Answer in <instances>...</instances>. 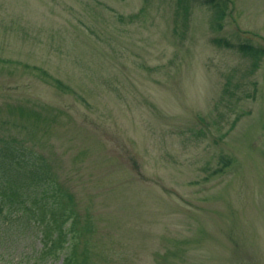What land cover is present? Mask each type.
I'll return each instance as SVG.
<instances>
[{
  "label": "rangeland",
  "instance_id": "1",
  "mask_svg": "<svg viewBox=\"0 0 264 264\" xmlns=\"http://www.w3.org/2000/svg\"><path fill=\"white\" fill-rule=\"evenodd\" d=\"M204 1L0 0V137L51 159L93 264H264V0L220 29Z\"/></svg>",
  "mask_w": 264,
  "mask_h": 264
},
{
  "label": "trees",
  "instance_id": "2",
  "mask_svg": "<svg viewBox=\"0 0 264 264\" xmlns=\"http://www.w3.org/2000/svg\"><path fill=\"white\" fill-rule=\"evenodd\" d=\"M188 1L178 3L185 8ZM204 2L212 10V27L220 29L225 1ZM213 41L218 46L235 47L243 54L257 53L256 59L262 53L253 45L234 44L226 38ZM25 66L51 78L59 88H69L39 66ZM256 66L257 62H253V68ZM15 111L34 121L40 118L39 111L24 106H16ZM27 141L11 134L0 137V249L27 257L26 263L34 258L33 264L49 260H60L58 264H93L90 237L95 226L91 214L88 211L81 215L76 195L59 179L51 159Z\"/></svg>",
  "mask_w": 264,
  "mask_h": 264
}]
</instances>
